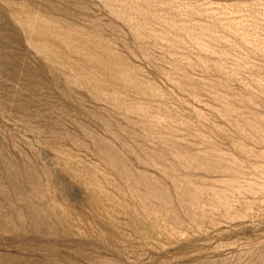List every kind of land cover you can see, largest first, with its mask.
<instances>
[{"label": "rangeland", "instance_id": "obj_1", "mask_svg": "<svg viewBox=\"0 0 264 264\" xmlns=\"http://www.w3.org/2000/svg\"><path fill=\"white\" fill-rule=\"evenodd\" d=\"M0 264H264V0H0Z\"/></svg>", "mask_w": 264, "mask_h": 264}]
</instances>
